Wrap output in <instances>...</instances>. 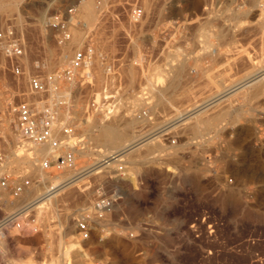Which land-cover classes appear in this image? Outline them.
<instances>
[{
	"label": "rangeland",
	"instance_id": "obj_1",
	"mask_svg": "<svg viewBox=\"0 0 264 264\" xmlns=\"http://www.w3.org/2000/svg\"><path fill=\"white\" fill-rule=\"evenodd\" d=\"M87 2L94 4L93 9L98 6L92 21L82 16ZM101 2L22 0L9 11L3 10L8 0H0V32L12 25L24 41L23 56L17 61L21 77L11 74L0 48V150L6 157L13 152L21 158L4 175L10 181L29 180L28 190L33 191L28 198L23 193L15 199L4 193L0 221L17 216L13 226L0 229V264H264V140L257 134L260 148L256 162L250 163L219 130L250 96L256 121L264 126L263 79L180 122L169 131L174 145L153 136L149 140L153 150L141 147L145 158L138 160L136 169L123 164L116 172L99 168L87 172L100 162L97 153L102 150L89 141L87 132L105 116L100 110L87 112L92 100L116 94L114 110L121 113L122 100L146 98L147 105L136 103V112H127L139 117L133 126L136 137H146L226 89L242 85L238 82L255 68L264 69V0H107L104 7ZM71 8L67 32L71 39L80 34L82 44L72 50L71 60L61 64L62 52L73 46L70 41L59 43L60 34L47 22ZM86 48L92 50L91 65L79 71L83 79L76 78L79 82L66 92V99L27 95V77L61 73ZM175 75L177 86L169 91L163 87L158 98L154 86H167L166 80L169 84ZM59 85L61 92L68 89L64 81ZM150 89V95H142ZM41 99L53 114H65L59 123L75 127L77 137L88 143V156L75 153L74 185L63 189L52 199L54 207H46V214L37 218L32 208L22 210L47 184H40L22 161L31 151L20 146L19 138L13 140L6 120L8 102L12 110L21 101L35 102L41 109L37 104ZM142 111L147 113L143 118ZM14 118L17 123L15 113ZM121 118L125 117L117 119ZM46 172L71 176L55 165ZM100 196L115 201L103 214L104 222L96 225L86 206ZM82 214L90 223L87 240H81L76 230V218ZM64 215L69 217L68 228L62 226ZM64 251L67 257L62 259Z\"/></svg>",
	"mask_w": 264,
	"mask_h": 264
},
{
	"label": "built area",
	"instance_id": "obj_2",
	"mask_svg": "<svg viewBox=\"0 0 264 264\" xmlns=\"http://www.w3.org/2000/svg\"><path fill=\"white\" fill-rule=\"evenodd\" d=\"M73 14L74 9L71 8L65 12L64 15H56L47 22L48 28L60 34V37L57 40L59 43L71 40V37L67 32L70 22L66 17H72ZM131 16L134 21L137 20L138 12H132ZM23 43L24 41L22 37L16 33L12 25H8L5 31L0 32V48L3 52L2 56L5 59L7 66H9L11 74L16 77L23 76L20 67L17 65L18 59L21 58L24 53ZM84 50L85 51H78L73 57L69 67L61 73L55 72L46 78H43L40 75L31 76L29 78L27 77L29 81L27 94L30 97H41L44 99L48 96L51 97L57 95L61 92V87L59 85L60 80L64 81L68 86L67 90L71 89L76 82H79L76 81L78 76L79 80L83 79L81 78L79 71L87 67L84 63L88 62L92 56L91 48H86ZM116 101V94H105L98 102L95 101V99L92 100L87 106V112L95 113L100 110L104 112L107 118H110L115 111L114 109H116ZM37 104L44 107L46 106V100L41 99L37 101ZM7 106L9 107L10 103H8ZM13 112L17 117V133L22 148H29L31 146L48 147L57 155L55 158H51L50 160L46 158L41 162V168L43 171L51 169L52 165H55L58 170H68L75 163L74 150H77V146H79L80 149L84 148V144H87L88 146L87 142H83V138L77 137L75 127L63 126L60 131V137L56 136L53 131L54 117L48 107L39 109L36 107L35 102L21 101L14 106ZM146 114L147 113L143 111L140 112L142 118L145 117ZM179 123L180 121L172 120L153 131L154 140L163 137L164 141L168 140L170 145H174L175 140H172L171 137L169 138V131ZM6 160L4 152L0 150V202L3 200L5 192H8L10 197L15 199L22 194L24 189L29 188L30 186L29 180L22 179L19 181H10L8 177L3 174L8 173L3 172L2 170L6 164ZM113 202L114 199L103 196L98 197L94 204V213L97 216L102 217L105 212L112 208ZM16 216L17 215L15 214L7 215V217L0 221V229L2 227L13 226L15 224ZM76 230L83 240L89 238L90 226L83 215H79L76 218Z\"/></svg>",
	"mask_w": 264,
	"mask_h": 264
},
{
	"label": "bare ground",
	"instance_id": "obj_3",
	"mask_svg": "<svg viewBox=\"0 0 264 264\" xmlns=\"http://www.w3.org/2000/svg\"><path fill=\"white\" fill-rule=\"evenodd\" d=\"M21 1L22 0H8V3H6L5 5H3V8H4L3 10H9V11L12 10L13 11L16 8V6L18 5V3H21ZM101 3L103 5L102 7H104L106 5V3H107V0H102ZM101 3H99L100 4V7H101ZM93 5H92V2H87V3H84L83 6H82V11H83L82 16H84V18L87 19V20H89V21H92L94 18H96V11L95 10L98 9V6H97L96 9H93ZM94 21H96V19ZM87 23L88 22L85 21V24H87ZM79 33H81V32H79ZM81 44H82V36L80 34L74 35L73 38L70 40V45L73 46L72 49L70 47L64 53L62 52V55L58 59V63H61V64L64 63L65 64L66 62H68L69 59H70V55L72 54V50H74V49H76V50L77 49H80L81 48ZM97 53H98V51H97ZM93 63L95 64L96 68H99L100 65H98L97 60H94ZM84 64H85V66H89V65H91V62L88 61V62H86ZM101 66H102V64H101ZM258 68H255V70H253V72H251L250 75H247L246 77H244L243 81L244 82L246 81L247 83H249L248 82L249 79L252 82H253V80L255 82L260 81L262 79L264 80V69H262L261 67L259 69ZM168 78H170V77H168ZM166 82H167V86H165L164 83H163L164 85L162 84L161 87H160L161 84L160 85L156 84L154 86V88L156 87V89H158V90H156V93H157V97L158 98H161L162 95H163L161 93L162 90L164 89L163 87H166V90L169 91V90L173 89L176 86V84H177V76L175 75L174 79L169 84H168V81L167 80H166ZM124 83H125V81H124ZM110 85L112 86V82L110 83ZM124 86H126V84ZM151 90L152 89H150V91H147L148 94L143 93L142 95H150L151 94ZM67 91L68 90H66L64 92H60L59 94H57L56 95L57 100H64V99H66L68 97V95L66 93ZM125 93H126V91H125ZM122 94H123V92H122ZM123 95H125V94H123ZM98 97L99 96H97V98ZM139 98H140V96L139 97H136L135 96V98L133 99V101H130V99L128 98L129 99L128 100L129 101L128 103H126L127 100H125V101L122 100V103L120 105L122 106V108H124V109L126 108L125 110L124 109H121V110H123L121 113L119 112V110H118V112L117 111H114L113 114H112V116L110 118H106V116H104L100 120V121H103V122H99L98 121V122H96L94 125H92L89 128V130L87 132L88 133V139H89V141L90 142L92 141V142L95 143L96 149L97 148H101L102 150L97 153V157H99L101 159L100 162H98L97 164H95L96 166L93 167L91 170H89L87 172H92L94 170H97L98 168L101 169L102 171L103 170L104 171L105 170L106 171L113 170L114 172H116V170L118 169V167H121L123 164L134 165L135 166V169H136L138 160L139 159H142V158H145V156L142 155V153H140L141 147L148 145L150 147L149 150L150 151L153 150V148H151L152 145H153L152 144V141H149V140L154 136V134H151L150 133L151 135L148 134L149 136H146V137L144 136L145 138L143 136L142 137H138V136L136 137L135 132L133 130V128H134L133 126H134V124H136L135 122H138V120H139L138 117L136 116L137 113H135V115L133 117L130 116L131 114L129 115L127 113V112H129V110H130V112H133V111L136 112L135 109H133L134 104L136 105V103H138V104L140 103V104H143V105H147L148 104L145 101H143V99H145V98H142V96H141V98H142L141 100H139ZM148 98H149V96H148ZM29 100H32V99H30V97H29ZM140 101H142L143 103H141ZM208 103H210V102H208ZM195 108H196V106L192 109L194 111H192L190 113V116L198 115L200 113L199 111L195 110ZM197 109H199V107ZM188 111H191V110H188ZM188 111L185 112L186 115H187V112ZM134 112H133V114H134ZM52 116L54 117L53 131H54V133H55L56 136L60 137V131H61L62 127L63 126H67V125L66 124H63V125L60 124L59 121H58V118L62 120V118H64L65 114L63 115V113L60 114V112H58V113L56 112L54 114L52 113ZM180 116H182V114ZM120 117H125V118L117 119V118H120ZM177 117H179V116H177ZM14 119H16V118H14V112H13V110L10 107V110L8 111V116H7V120H6L7 123L6 124L8 126L7 128L10 131V134H11L13 140L14 139L16 140L18 138V133H17V126H16V123L14 122ZM113 119H116V120H113ZM180 119H181V117H180ZM110 120H112V121H110ZM183 120H184V118H183ZM107 121H109V122H107ZM86 145L87 144H84L83 145L84 148H81L83 150H80V149H78V151L74 150V159H75V161H76L75 153L78 154V155H80V156H82V157L88 156V154H86V150H85V146ZM28 150L31 151V153L30 152L29 153L27 152L28 154L26 153V155H24V157L22 158V161L25 162L26 165H28V168L30 170V173L33 176L39 178V181H40L39 183L42 184V185L43 184L44 185L47 184V186H45V189H44L45 191L43 193L38 194L37 196L35 195L36 198L34 200H32L29 203V205L26 206L22 210V212L27 211V210H29V209L32 208L30 211H35L37 218H39V217H41L45 213L43 209H46V207H49V206H53V205H51L52 199L56 198L63 189L68 188L71 185L72 186L74 185L73 184L74 180L72 179V175H73V172H75V170H76V168H75L76 164L74 163V165L71 168L68 169V171H70V174H68V175H71L68 178H66V176L64 177V175L63 176L62 175L51 176L49 174L50 171L48 173L47 172L45 173V171L42 170L41 163H39V161H41L40 160L41 158L42 159H46L48 157L54 158L56 156V154L54 153V151L52 149L48 148V147H36V146L29 147ZM10 154H9L10 156H7L6 157L7 160H6V164H5L4 168L2 169L3 172H8V169H9L10 165L12 164V162L20 161V159H21V158H19L18 155H16L13 152L10 153ZM5 155H7V153ZM142 160H144V159H142ZM123 168L124 167H122V169ZM97 171H99V170H97ZM121 176H122V174H121ZM28 189H30V188H26L22 192V194L24 193V196L27 197V198L29 197L30 194L33 193L32 190H31L32 191V193H31ZM35 193H36V191H35ZM66 195H67V192H66ZM30 197H32V195ZM62 199L64 200V198H62ZM87 207H88V210L86 209L87 210L86 212H88L89 210L92 211V213L89 214V215L92 216V220H94V223L96 225H99L102 222H104L103 221L104 220V218H103L104 216L99 217V216H97L93 212L94 211V205H92V203L89 206H86V208ZM80 210H82V209H80ZM63 224L66 225L65 226L66 228H68V226L70 224L69 223V217L68 216H65L64 215L63 222H62V226L64 227ZM89 226H90V223H89ZM69 230L66 229V231H69ZM66 231H65V233H66ZM81 240H83V239H81ZM66 257H67V252L64 251V253L62 255V259L66 258Z\"/></svg>",
	"mask_w": 264,
	"mask_h": 264
},
{
	"label": "crops",
	"instance_id": "obj_4",
	"mask_svg": "<svg viewBox=\"0 0 264 264\" xmlns=\"http://www.w3.org/2000/svg\"><path fill=\"white\" fill-rule=\"evenodd\" d=\"M213 53H216L214 51ZM249 79L247 83L246 81L240 80L238 83H241L242 85L234 86L232 88L226 89L223 94L217 96L216 98L206 102L204 106H196L195 110L202 112V109L205 108H211L212 105L219 101L227 98L232 93H236L238 91H241L242 88H248L251 87V85L255 84L254 80L253 82ZM177 86V84H176ZM175 86V87H176ZM174 87V88H175ZM173 88V89H174ZM245 105L243 107L238 106L236 113L233 114V119H226L222 125L219 127V130L224 134V138H230L232 139L233 146L236 149L241 150L244 152L245 155L249 157V162H256V155L257 150L259 147V142L257 141V134L259 140H264V126H260L256 121V111H255V100L251 98V96L248 98L247 101L244 103ZM199 107V109H197ZM194 111H188L187 116L186 113L182 114V116L179 115V117L175 118L174 120H177L178 122L185 121L187 118H191L190 113ZM186 115V116H185ZM184 116V117H183ZM238 116V118H237ZM181 117V119H180ZM184 120H183V118ZM236 118V119H235ZM262 160L264 161V153Z\"/></svg>",
	"mask_w": 264,
	"mask_h": 264
}]
</instances>
